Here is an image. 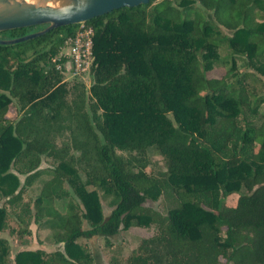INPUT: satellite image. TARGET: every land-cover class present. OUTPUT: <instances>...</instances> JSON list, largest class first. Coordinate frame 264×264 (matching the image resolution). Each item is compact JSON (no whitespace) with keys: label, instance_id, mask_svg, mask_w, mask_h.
<instances>
[{"label":"trees","instance_id":"16d2710c","mask_svg":"<svg viewBox=\"0 0 264 264\" xmlns=\"http://www.w3.org/2000/svg\"><path fill=\"white\" fill-rule=\"evenodd\" d=\"M194 2L150 0L86 21L91 83L70 102L51 59L80 24L0 43V232L14 219L20 237L37 223L64 242L12 253L0 235V264H95L79 239L110 248L130 227L154 231L111 264H264V0H200V31L183 13ZM43 156L55 162L46 180ZM36 181L39 195L24 201ZM165 192L180 204L163 212L153 202Z\"/></svg>","mask_w":264,"mask_h":264},{"label":"rangeland","instance_id":"374dc122","mask_svg":"<svg viewBox=\"0 0 264 264\" xmlns=\"http://www.w3.org/2000/svg\"><path fill=\"white\" fill-rule=\"evenodd\" d=\"M159 1V0H158ZM179 0H177V3ZM193 6L186 7L183 9V13L185 17H189L195 20L197 30L200 31L201 26L203 24V19L205 15L203 14L201 2L200 0H195L194 3H192ZM184 5V4H182ZM181 5V7H182ZM220 53L222 55L227 54L228 51L220 50ZM213 74H217V72H212ZM66 85V100L68 102L72 101L78 95L79 93H82V91H85V94L88 95L89 92V86L91 83V76L88 74L85 75L83 78L78 79H69ZM262 109L264 110V103L261 105ZM9 115L13 118H17L20 113L17 112V109L15 106H12L10 109ZM69 131L65 133L64 138L62 136H59L57 141L62 143V141H69ZM77 154V152H73ZM152 159L157 162L158 167H163L164 163L163 160L160 158L159 155L155 154L152 155ZM43 169L41 172V180L49 179L52 176V171L49 170V167L54 165L55 162L51 160L50 158H47L46 156H43ZM39 179V178H38ZM40 182L36 181L33 186H29L24 190L23 193V199L24 201H30L33 200L35 197L39 195L40 192ZM89 189L93 188L92 186H88ZM72 199L77 200V196L74 192H71ZM228 201L231 203L236 202L238 199V194L234 193L228 197ZM2 201L0 200V204ZM180 204V201L175 198V196L170 192L163 193L157 201L153 202V205L163 211L166 212L169 207L177 206ZM55 205L60 209L62 213L66 211L67 206V200L65 199H57L55 201ZM102 206L104 209V213L107 214L112 209L113 205L110 202V199H105L102 197ZM7 208L10 211H13V209L7 204ZM18 211V210H17ZM9 227L13 229L12 233H9L10 228H7L4 232H0L1 236L8 237L10 240V249L12 253H14L19 248H23L26 246H29L33 244L36 241L41 242V245L46 247L47 249H54L55 247H58L60 245V242L56 240V231L51 228H37V230H32V234L26 233L23 236H19L18 229L19 226L14 221V219H10L9 221ZM36 228V225L33 227ZM154 230L150 227L149 229H142L138 227H130V228H123L118 233V235L114 236L112 238L113 240V246L107 247L105 245L104 239H102L100 236H95L92 238H80L79 242L87 245L88 249L91 251L93 257L96 256L98 259L101 260L100 264H111L112 260L115 258L125 259L130 251L137 247L139 244L141 238L144 235L151 234ZM63 243V242H61ZM117 248H121V254H118L116 251ZM100 257V258H99ZM95 259V258H94ZM95 264L96 263V260Z\"/></svg>","mask_w":264,"mask_h":264},{"label":"water","instance_id":"95a60500","mask_svg":"<svg viewBox=\"0 0 264 264\" xmlns=\"http://www.w3.org/2000/svg\"><path fill=\"white\" fill-rule=\"evenodd\" d=\"M150 0H0V32L36 25L45 28L27 35L7 39L0 37L1 44H13L69 24H80L118 8L134 7ZM9 197H7L8 199ZM25 249H47L34 245Z\"/></svg>","mask_w":264,"mask_h":264},{"label":"built area","instance_id":"2783aa9c","mask_svg":"<svg viewBox=\"0 0 264 264\" xmlns=\"http://www.w3.org/2000/svg\"><path fill=\"white\" fill-rule=\"evenodd\" d=\"M93 35L92 26L80 23L77 33L52 57L54 68L64 75V81L83 78L89 73L95 59Z\"/></svg>","mask_w":264,"mask_h":264},{"label":"crops","instance_id":"0c3cea01","mask_svg":"<svg viewBox=\"0 0 264 264\" xmlns=\"http://www.w3.org/2000/svg\"><path fill=\"white\" fill-rule=\"evenodd\" d=\"M43 165H44V162H43V164H42L41 167H43ZM22 179H24V176L22 177ZM35 225H36V228L34 229L33 227H34ZM37 226H38L37 223L31 225L32 230H37V228H38ZM35 241H36V240H35ZM34 243H35V242H34ZM34 243L31 244V245L33 246ZM37 243H38L39 246H43V245H41V242L39 243V241H37ZM31 245H29V246H31ZM60 245H61V246H64V242H63V243H60ZM60 245H59V246H60ZM26 247H28V246H26ZM24 248H25V247H23V248H19V249H24ZM55 248H57V247H55ZM55 248H54V249H55ZM94 258H95L94 260H96V263H97V264H100V263H101V260L98 259L96 256H94ZM99 258H100V257H99Z\"/></svg>","mask_w":264,"mask_h":264}]
</instances>
